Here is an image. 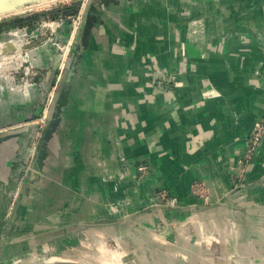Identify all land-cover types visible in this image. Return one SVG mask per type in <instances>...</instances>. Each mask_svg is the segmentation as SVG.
Masks as SVG:
<instances>
[{"label": "crops", "instance_id": "0c3cea01", "mask_svg": "<svg viewBox=\"0 0 264 264\" xmlns=\"http://www.w3.org/2000/svg\"><path fill=\"white\" fill-rule=\"evenodd\" d=\"M100 14L105 22L94 23L84 40L87 45L83 46L69 97L61 105L47 141L39 142L42 133L49 131L50 121L46 120L45 126L29 121L32 113L39 116L43 109L38 87L29 86L16 94L6 90L0 98V130L5 131L0 133V260L20 252L23 245L27 249L29 241L36 246L62 239L70 231L74 234L69 241L78 243L83 229L101 228L116 238L132 231L158 238L171 231L174 238L179 236L186 243L191 225L202 237V228L220 221L227 209L234 219L241 216L240 209L249 204L235 203L231 187L237 174L249 171L258 177L256 180L264 179L260 155L253 167L243 164L252 126L243 125L236 113L240 106L242 110L251 106L247 107L245 100L237 107L236 91L230 90V102L221 113L220 101L210 97L217 93L218 80L231 73L217 65V56L210 49L203 56L198 54L188 34H183V23L177 29L181 38L166 39L164 51H152L157 54L145 59L138 54L126 55L117 40H122L121 35L132 37L129 26L125 31L123 17L108 20L104 7ZM164 15L174 20L171 17L164 25L152 15L148 24L135 20L139 30L149 32L153 24V30L165 26L174 31L178 17L172 12ZM84 36L82 28L77 43H82ZM46 47L47 54L55 49L50 44ZM44 50L39 49L38 57L48 59ZM49 75L55 78V68ZM206 79L210 83L205 86ZM15 122L20 126L13 130ZM20 137L24 138L22 143ZM32 139L33 147L40 148L14 212L19 215V225L6 230L4 216L10 192ZM140 163H147L150 172L139 180ZM195 180L208 188L207 201L194 195ZM263 187L259 185L261 198L255 202H262ZM160 189L175 197L176 204L162 201L157 195ZM223 198L227 202H221ZM258 224L254 231L246 227L244 241L238 242L234 253L245 258L252 253L253 243L264 242L263 220ZM254 261L263 263L260 258ZM252 263L243 260V264Z\"/></svg>", "mask_w": 264, "mask_h": 264}, {"label": "rangeland", "instance_id": "374dc122", "mask_svg": "<svg viewBox=\"0 0 264 264\" xmlns=\"http://www.w3.org/2000/svg\"><path fill=\"white\" fill-rule=\"evenodd\" d=\"M49 1L43 4L33 2L18 11L0 14V98L4 97L6 90L12 89L16 94V92H25L29 86H36L40 91L38 101L43 108L48 106V110L51 111L53 105L61 107L65 104L69 97L64 90L66 73L76 56L79 57L78 62L80 61L93 24L105 22L100 14L103 7L108 20L123 17L125 31L128 29L129 35L132 36L121 35L122 40L120 38L117 40L122 45L123 53L138 54L142 59L157 54L152 51L161 52L167 49L165 40L169 37L174 40L176 36L179 38L181 33L177 29L181 26L180 23H183L182 27L185 28L183 34H188L196 52L203 56L205 50L210 49L217 56V65L228 72L231 71L226 75L229 76L228 78L217 79L219 87L215 88L217 93L210 96L220 101L221 113L227 109L230 102L228 95L230 90L236 91L237 107L245 100L246 106H251L250 109L244 106V110L240 106V111L236 113L243 125L252 126V131L257 132L259 136L258 143L247 152L243 164L245 167L249 164L253 167L256 156L260 155L264 165V147H262L264 146V0H137L136 3L133 2L134 0ZM145 11L151 12L148 15ZM166 12L170 15L172 12V15L178 17V23L173 27L174 31L165 26L162 28L158 26V29L153 30V24L149 32L144 31L143 28L139 30L138 21L135 19H139L141 24H148L152 15L154 21L164 25L172 21L171 17L174 20L173 16H165ZM205 26L209 28L205 29ZM82 28L85 39H82V43L80 41L77 43ZM151 39L152 41H149ZM154 40H157L158 45H154ZM208 43L212 45L207 46ZM47 44L55 48L51 49V51L55 50L53 54L51 51L47 54V50H44L47 49ZM39 46H41L39 49H43L47 54L48 59L38 57L41 56L37 54ZM216 60L213 59L214 62H217ZM147 66L149 67V63ZM54 68L53 79L49 74ZM75 77L76 75L72 83ZM169 78L174 80L170 73ZM204 81L205 86L209 85V79ZM232 83H235V87L229 85ZM40 118L42 119V112L39 116L32 113L29 121H34L36 124L39 121L44 124L46 121ZM18 126L20 122L13 123V130ZM4 132L0 130V133ZM34 145L33 142L32 146ZM25 162V168L10 192L11 196L4 216L6 230L10 227L15 229L19 225V215L16 216L14 212L18 207L28 171L34 166L33 156H29ZM142 164L147 168L145 171H139V165L137 166L139 180L150 172L149 165ZM257 178L249 171L235 176L232 191L230 190L235 193V203L249 204L240 209L241 216L237 220L233 218V213H227V209L222 213L220 221L211 222L209 226L208 223L202 228L204 232L202 237L197 235L191 225V235H186L189 242L184 243L178 235L174 238L171 231L162 233L158 238L150 237L142 231H132L116 238L113 234H111L113 237L109 236L108 232L101 228L83 229L79 231L78 243L69 241V236L74 234V231L67 232L62 239H50L48 242L36 245L37 247L31 245L29 241L27 249H25L26 245H23L20 252L7 255L0 260V264H243L244 259L251 260L254 262L252 264H264V242L260 245L253 243L252 253L246 254L245 258L240 252L234 253L233 249L239 241H244L247 226L254 231L255 227L259 226L260 219L264 222V197L262 202H258L262 193L259 185L264 186V179L256 180ZM205 187L201 181L192 182L194 195L207 201L208 188ZM17 188H20V193L18 191L19 196L14 198ZM160 192L158 190V196ZM160 198L166 202L175 199L172 196ZM256 200L258 201L255 202ZM221 202H227V198H223ZM245 220H248L247 223ZM199 230L201 231V228ZM234 238L238 240L235 241ZM154 240L162 244H155ZM26 250L27 252H24ZM257 258L263 260V263L254 261Z\"/></svg>", "mask_w": 264, "mask_h": 264}, {"label": "water", "instance_id": "95a60500", "mask_svg": "<svg viewBox=\"0 0 264 264\" xmlns=\"http://www.w3.org/2000/svg\"><path fill=\"white\" fill-rule=\"evenodd\" d=\"M37 0H0V13L2 12H9V11H12L16 8H20V7H23V6H27L29 4H32L33 2H35ZM79 60V57L76 56L67 73H66V76H65V80H64V90L67 91V93L70 91V87L72 85V80L74 78V76L76 75V69H77V62ZM59 113H60V107L59 106H55L54 105L52 106V110L49 111V117L47 119V122H49V131L45 132V133H42L43 135H41L40 137V143H44L45 141H47V138H48V135L50 134L51 130L54 128V125L55 123L58 121L59 119ZM46 122V124H47ZM32 130V129H31ZM30 133L32 131H29ZM23 136L26 135V132H23L22 134ZM21 140H19V142L22 143V140L24 139L23 137H20ZM33 139L31 140V142L29 143V146L26 150V155L23 156L21 162H20V167H19V172H18V176L17 178L19 177L20 173L23 171V169L25 168V164H26V160H28L29 156H33V163H35V160L39 154V148H40V145L33 147L32 146V143H33ZM31 171V168L30 170L28 171V174L30 173ZM27 174V176H28Z\"/></svg>", "mask_w": 264, "mask_h": 264}, {"label": "built area", "instance_id": "2783aa9c", "mask_svg": "<svg viewBox=\"0 0 264 264\" xmlns=\"http://www.w3.org/2000/svg\"><path fill=\"white\" fill-rule=\"evenodd\" d=\"M52 23H54V22H52ZM48 105V104H47ZM49 111L50 110H48V106L47 107H44L43 108V110H42V119L40 118V120H43V121H46L47 120V117H48V115H49ZM258 140H259V136H258V133L257 132H255V131H252V132H250V134L248 135V137H247V141H248V145H249V150H250V148L251 147H253V146H255L257 143H258ZM147 168V166L145 165V164H140L139 166H138V169H139V171H141V170H143V171H145V169ZM198 185H200V184H198ZM18 189V188H17ZM197 189V188H196ZM18 191H19V193H20V188L15 192V194H14V198H17L19 195H18ZM161 192L159 193V195H160V197H162V198H166L167 196L168 197H171L170 195H169V192H167L166 190H160ZM170 202H172V204L174 205L176 202H175V199H170Z\"/></svg>", "mask_w": 264, "mask_h": 264}, {"label": "bare ground", "instance_id": "6f19581e", "mask_svg": "<svg viewBox=\"0 0 264 264\" xmlns=\"http://www.w3.org/2000/svg\"><path fill=\"white\" fill-rule=\"evenodd\" d=\"M47 1H49V0H37V1H35V2H38V3H41V4H43V3H45V2H47ZM50 2V1H49ZM48 3V2H47ZM22 8H24V6L23 7H20V8H16V9H14V10H12V11H18V10H20V9H22ZM27 8V7H26ZM9 12H11V11H9ZM5 13H7V12H1L0 14H5ZM1 16V15H0ZM255 87V86H254Z\"/></svg>", "mask_w": 264, "mask_h": 264}]
</instances>
